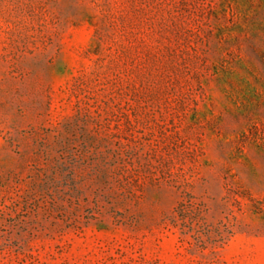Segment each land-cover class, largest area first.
Returning a JSON list of instances; mask_svg holds the SVG:
<instances>
[{"label": "rangeland", "instance_id": "rangeland-1", "mask_svg": "<svg viewBox=\"0 0 264 264\" xmlns=\"http://www.w3.org/2000/svg\"><path fill=\"white\" fill-rule=\"evenodd\" d=\"M0 264H264V0H0Z\"/></svg>", "mask_w": 264, "mask_h": 264}]
</instances>
